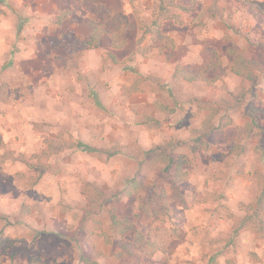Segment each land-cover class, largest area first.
I'll return each instance as SVG.
<instances>
[{
	"label": "rangeland",
	"instance_id": "rangeland-1",
	"mask_svg": "<svg viewBox=\"0 0 264 264\" xmlns=\"http://www.w3.org/2000/svg\"><path fill=\"white\" fill-rule=\"evenodd\" d=\"M99 1L134 25L122 49L113 50L108 36L86 49L93 16L71 0H0V264H138L121 253L131 234L117 235L110 213H139L145 188L115 198L133 177L174 196L156 168L168 161L144 164L158 146L190 161L178 184L187 206L170 203L169 225L184 236L142 264H264V234L234 233L244 210L264 198V78L247 83L237 101L245 84L229 71L228 53L236 48L264 65V17L247 7L264 13V0H218L217 10L214 0H197L194 11L177 12L181 24L163 27L173 52L139 43L138 21L150 18L153 0ZM214 50L228 70L221 79L175 78L177 67L200 65L203 52ZM251 107L258 109L253 134ZM228 119L223 130L204 134L205 125ZM199 136L203 144L193 151ZM109 150L119 152L108 157ZM88 184L109 199L98 213L86 212Z\"/></svg>",
	"mask_w": 264,
	"mask_h": 264
},
{
	"label": "trees",
	"instance_id": "trees-1",
	"mask_svg": "<svg viewBox=\"0 0 264 264\" xmlns=\"http://www.w3.org/2000/svg\"><path fill=\"white\" fill-rule=\"evenodd\" d=\"M76 6L87 11L92 19L88 20V24L91 27L90 35L85 39L84 46L86 49H97L101 47L103 36L110 37L111 48L113 50H119L128 44L127 34L133 28L129 17L123 13H115L110 10L103 2L99 0H71ZM218 0H214L212 8L218 9ZM133 3V2H132ZM197 0H153V6L151 8V15L149 19H140L138 21V32L141 34L139 43L149 39L152 45L162 51L173 52L175 48L174 40L163 33L164 25L169 21H174L177 24L182 23L181 15L177 12L189 13L195 10ZM264 6V5H263ZM252 11L255 18L264 17V13H261L259 7L247 5ZM213 9V10H214ZM66 17L71 15V12H67ZM62 21L61 18H59ZM228 53L233 55L234 59L229 66V71L242 78L244 90L239 93L235 98L237 101H243V97L246 94L247 83L254 85L256 80L264 78V65L260 62L244 57L240 54L236 48L228 49ZM106 56L116 59V55L113 52L106 53ZM171 55H169L170 57ZM224 55L217 51H205L202 54V62L196 66H179L175 70V78H183L187 82H201L211 83L213 81L221 79L228 72L224 65ZM211 74L214 77H211ZM199 107H204L203 103L197 101ZM258 109L251 107L246 114L249 116V120L246 125L248 132L256 133L258 125L256 122V112ZM231 120L228 119L227 123H220L219 125L207 128V134L214 130H223L224 127L229 125ZM199 133V131H196ZM202 136L194 139L193 151H196L200 144H203L201 140ZM83 146V145H82ZM169 146H171L169 144ZM83 150L93 152V148L84 147ZM119 151H106L108 157L115 156ZM161 157H164L161 160ZM26 162L24 159H21ZM168 161L166 167L162 170L161 167L156 166L159 175L168 176L171 183V187L174 190V196H169L168 193L162 189L146 188L142 182L133 177L125 182L123 189L119 194L115 195L116 199H126L135 196L141 192L143 188L147 190V197L142 200L139 206V213L134 217L119 218L114 212L110 213L111 223L114 232L122 237H127L131 234V240L126 241L121 246V253L131 257L136 263L142 264L143 262L151 259L158 253H166L169 251L171 244L175 240L182 239L184 231L176 227L175 225H169L173 218V211L170 203L172 200H177L179 204L187 206L186 199L181 193L179 183L186 178V172L184 167L188 165L190 161L183 157L173 159L168 152V146H158L150 149L145 154L144 164L149 166L158 165L160 162ZM28 164V163H27ZM30 168H34L37 171L40 169L35 165L29 164ZM172 172H169L170 170ZM48 172L47 169L41 171L38 174V178H41ZM89 193H85L86 197V212L88 214H94L101 211L106 203L109 201L103 194V192L96 188L92 184L87 185ZM258 207L252 205L248 206L244 211L246 214L242 220L237 222L234 226L235 235H239L247 230L254 231L260 235L264 234V198H260ZM253 212H251V211ZM138 222L142 225H146L147 228L141 229L138 227ZM3 232L0 233V242L5 241ZM93 248V245L91 244Z\"/></svg>",
	"mask_w": 264,
	"mask_h": 264
}]
</instances>
